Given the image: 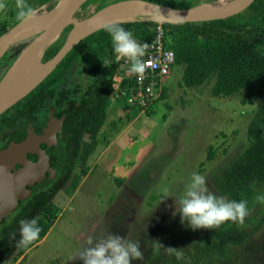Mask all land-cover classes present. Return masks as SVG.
<instances>
[{"label": "rangeland", "instance_id": "1", "mask_svg": "<svg viewBox=\"0 0 264 264\" xmlns=\"http://www.w3.org/2000/svg\"><path fill=\"white\" fill-rule=\"evenodd\" d=\"M115 1L119 0H86L75 18L84 20ZM151 1L188 8L203 4L222 6L231 0ZM55 3L52 0L50 5L38 8L37 15L51 10ZM16 24L18 21L10 25L0 21V33ZM72 27L70 24L67 28ZM149 31L140 26L132 33L141 42ZM34 36L18 42L2 56L0 80ZM88 51L83 58L84 69L99 60L94 46ZM109 60L106 54L104 62ZM182 68L175 66L163 80L161 94L165 88L166 97L159 96L149 109H123L122 100L110 99L96 150L86 165L76 160L71 174L61 180L64 183L58 182L53 188L51 201L58 210L50 230L25 252L23 260L24 255L17 261L10 256L4 264H83L78 253L89 239L102 233L139 241L143 259L133 260L131 264H147L145 260L149 261V257H153L151 264H174L173 256L180 262L198 264L195 241L218 229L194 231L187 221L181 223L178 201L193 173L205 177L211 193L224 197L217 190L214 178L248 145V125L255 113L264 108V96L249 102L241 101L243 92L215 96L211 91L214 75L201 85L185 86ZM262 122L264 125V114ZM74 175L78 187L68 194L65 187ZM258 195H264V183L257 184L255 197ZM255 197L248 204L251 215L244 222L251 227L264 213V204ZM230 223L233 222H226L220 228ZM255 228L243 244L232 250L227 264H264V224Z\"/></svg>", "mask_w": 264, "mask_h": 264}, {"label": "trees", "instance_id": "2", "mask_svg": "<svg viewBox=\"0 0 264 264\" xmlns=\"http://www.w3.org/2000/svg\"><path fill=\"white\" fill-rule=\"evenodd\" d=\"M156 23L152 20L118 22L131 32L140 26L150 29L143 41L150 38ZM164 26L167 45L175 53L174 67H183L182 83L185 86L201 85L214 75L211 91L215 96L243 92L242 102L264 96V0H254L243 11L226 18L164 22ZM68 31L66 28L64 34L46 49L43 61L59 51ZM92 46L99 54V60L84 69L83 58L90 53L88 50ZM106 54L109 62H104ZM115 57L112 39L105 27L81 39L30 93L0 115V147L7 146L11 140H21L26 123H29L28 116L46 102L55 101L63 106L61 113L69 112L65 128L68 142L66 152L61 154L63 171L66 176L71 174L76 160L80 165H86L97 148V137L107 118L109 99L118 87L116 77L121 61ZM160 96L166 97L165 88ZM130 107L134 106L123 105L124 109ZM263 114L264 108H261L251 119L247 129L249 143L245 149L214 178L217 190L227 200H246L249 204L257 193V184L264 183ZM212 157V153L208 154L209 159ZM77 187L78 180L74 175L65 191L72 194ZM53 194L48 187L33 190L32 196L24 199L0 224V264L10 256L17 261L24 255L23 260L25 252L48 233L58 210L51 201ZM33 218L42 229L39 239L28 246L18 244L21 239L19 222ZM263 224L264 213H261L254 227L230 223L197 239L194 243L197 263L227 264L232 250L243 244L255 232V227ZM175 262L187 264L178 259Z\"/></svg>", "mask_w": 264, "mask_h": 264}, {"label": "water", "instance_id": "3", "mask_svg": "<svg viewBox=\"0 0 264 264\" xmlns=\"http://www.w3.org/2000/svg\"><path fill=\"white\" fill-rule=\"evenodd\" d=\"M85 1L59 0L57 5L47 12L50 17L46 26L32 34L35 36L18 54L0 80V115L30 93L81 39L108 24L116 23V21L109 22L83 34L87 27H91L94 22H101L106 16L108 18L107 12L111 8L116 12L131 6L141 8L150 15L171 17L164 20L155 18L154 20L157 22L206 21L235 15L246 9L254 0H241L235 5L229 6L231 2L236 1L231 0L226 7L214 6L223 8L198 17L188 16V13L197 6L177 8L151 0H119L107 4L84 20H77L75 14ZM70 24H73V27L69 30L62 47L52 58L43 61L46 49L60 37ZM8 33L1 36L0 41H3ZM75 36L78 37L69 44V41ZM38 48H42L40 67L45 66L44 68H46L49 64L50 67L27 90L15 98V92L21 90L29 81L30 78L28 77L31 72L36 73L40 68L37 66V70L33 72L30 67L32 60H29ZM61 122L62 120L59 121V123ZM54 127L55 125L49 126L42 134H36L33 130H29L24 139L20 141L11 140L7 146L0 148V224L18 208L24 199L31 195L33 190L44 184L47 172L53 170L52 168L55 166L52 160L54 150L50 145H47L45 149L41 148L39 142L51 144L48 141L50 138H54V143L57 142L55 143L57 145V133L60 129ZM28 152L36 154V158L29 159L27 157Z\"/></svg>", "mask_w": 264, "mask_h": 264}, {"label": "clouds", "instance_id": "4", "mask_svg": "<svg viewBox=\"0 0 264 264\" xmlns=\"http://www.w3.org/2000/svg\"><path fill=\"white\" fill-rule=\"evenodd\" d=\"M17 19L25 21L35 19L37 10L27 3V0H16ZM7 4L0 0V12L6 11ZM105 31L111 36L117 61H127L129 71L143 77L149 64L143 58L149 44L140 43L131 31L125 30L118 23L105 26ZM167 189L164 192L167 193ZM258 203L264 204V195L255 197ZM181 223L188 222L192 230L219 229L226 222L243 226L245 219L251 215L246 200H226L211 193L206 186L204 176L193 173L190 182L184 186L183 196L178 201ZM21 239L18 244L28 246L39 239L42 231L35 218L19 222ZM15 239V234H13ZM83 264H131L133 260H142L144 253L139 241L132 242L118 235L102 233L95 239H89L87 246L78 253Z\"/></svg>", "mask_w": 264, "mask_h": 264}, {"label": "built area", "instance_id": "5", "mask_svg": "<svg viewBox=\"0 0 264 264\" xmlns=\"http://www.w3.org/2000/svg\"><path fill=\"white\" fill-rule=\"evenodd\" d=\"M140 43L149 44L143 58L149 64L146 73L142 78L132 74L129 71V63L121 60L119 82L114 98L146 110L158 100L162 82L174 68L175 53L167 45V29L164 22L158 21L151 30L150 38Z\"/></svg>", "mask_w": 264, "mask_h": 264}, {"label": "bare ground", "instance_id": "6", "mask_svg": "<svg viewBox=\"0 0 264 264\" xmlns=\"http://www.w3.org/2000/svg\"><path fill=\"white\" fill-rule=\"evenodd\" d=\"M240 1L241 0L233 1L229 4V6L235 5ZM226 5L225 6L222 5V6L226 7ZM223 7H214V5L203 4L191 10L188 13V16L198 17L201 15L211 13L214 10H219ZM107 15H108V18L106 16V18H103L101 22H94L93 23L94 25L92 24L91 27L90 26L87 27V29L83 32V34L86 32H90V30H93L102 25H105L106 23L113 22V21H116L117 23V22L133 21V20H138V19L154 20L156 18L159 20H164V19L171 18L168 16H159L156 14L150 15L148 14V12H145V10L141 8L131 7V6L125 7L122 10H119L116 12H114V10H112L111 8L107 12ZM49 17H50V14L45 13L43 16H37L35 19H28V20L23 21L21 24L19 23L20 25H18L14 30H12L7 35H5L3 41H0V55L2 54L3 50L6 48L8 44L14 41L20 40L22 38H25L29 35H32L36 31H38L40 28L45 27L49 21ZM77 37L78 36L73 37L69 41V44H71V42H73ZM41 53H42V48H38L29 58V60H32L30 67L33 72L37 70V66L39 67L41 66V63H40ZM44 67L45 66L40 67L38 72L36 73L31 72V75H29L28 77L30 78L29 81L22 87L21 90L15 92L16 94L15 98L17 95H20L25 90H27L35 82V80H37L44 72H46L49 69L50 64L46 68Z\"/></svg>", "mask_w": 264, "mask_h": 264}, {"label": "flooded vegetation", "instance_id": "7", "mask_svg": "<svg viewBox=\"0 0 264 264\" xmlns=\"http://www.w3.org/2000/svg\"><path fill=\"white\" fill-rule=\"evenodd\" d=\"M62 109H64L63 106H61L60 104L58 105L55 101H51L49 103L46 102L41 107L37 108L34 112H32L28 116L29 117L28 118L29 123L28 122L26 123L25 135L22 138V139H24L27 136L29 130H33L36 134H42L49 126L55 125V127H54L55 129H56V127H58L60 129V131L57 133V140H58L57 145H55V143H57V142L54 143V138L49 139L48 142L51 144H48L46 142H39L40 147L43 149H45L47 147V145H50L53 148L54 156H53L52 160H53L55 166L52 168L54 170V173H53V170H51V172H47V176L45 177L44 184H42L38 188L41 189L44 187H48L53 192H54V190H53L54 186H56L58 182H61L63 184L64 182L61 180L62 179L65 180V178L67 177L66 172L63 171V168H62L61 154L66 152V150H65L66 149V142H68V135L66 133L65 128H66V118H67L69 112L63 111L64 113L63 112L61 113ZM60 120H62L61 123H59ZM56 146H58V147H56ZM27 157L29 159H35L36 154H33L32 152H28ZM32 194H33V192L31 193V195L29 197H31ZM47 194L50 195L51 193H47ZM149 258H150L149 261L145 260V262L147 264H151V262L153 260V257H149ZM175 259H177V258H175L173 256L174 264H176Z\"/></svg>", "mask_w": 264, "mask_h": 264}, {"label": "crops", "instance_id": "8", "mask_svg": "<svg viewBox=\"0 0 264 264\" xmlns=\"http://www.w3.org/2000/svg\"><path fill=\"white\" fill-rule=\"evenodd\" d=\"M56 3L53 7H55L57 5V3L59 2V0H55ZM7 4V9L6 11L0 12V21L2 23H8V25H10V23L12 22H16L18 21V24H16L13 28L11 29H4L2 33H0V37L3 36L4 34L8 33L9 31H11L12 29H15L18 25H20L23 21H20L17 19V8H16V0H7L4 1ZM11 2V3H9ZM52 2V0H27V3L29 5H31L33 8H35L36 10L40 7H46L48 5H50V3ZM10 4V6H9ZM106 6V5H104ZM103 6V7H104ZM184 8V7H183ZM48 9V8H46ZM98 11V10H97ZM48 11L43 12V14L39 15V16H43L45 13H47ZM38 13V12H37ZM95 13V12H94ZM38 16V15H37ZM20 23V24H19ZM70 30V29H69ZM69 32V31H68ZM68 34V33H67ZM61 36V35H60ZM67 37V36H66ZM27 38V37H26ZM26 38H22L20 40L14 41L12 43H10L9 45L6 46V48L3 50L2 54L0 55V59L2 58V56L7 53L12 47H15L17 44H19L18 42L25 40ZM66 39V38H65ZM65 42V41H64ZM64 44V43H63ZM120 67H121V63H119L118 66V72H117V81L119 82V75H120ZM117 87L114 89V92L116 91ZM114 92L112 94V96L110 97V99H112V97L114 98ZM109 99V101H111ZM124 105V101L122 102ZM123 108V107H122ZM124 109V108H123Z\"/></svg>", "mask_w": 264, "mask_h": 264}]
</instances>
